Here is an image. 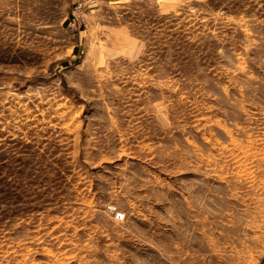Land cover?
Here are the masks:
<instances>
[{
	"label": "rangeland",
	"instance_id": "1",
	"mask_svg": "<svg viewBox=\"0 0 264 264\" xmlns=\"http://www.w3.org/2000/svg\"><path fill=\"white\" fill-rule=\"evenodd\" d=\"M0 264H264V0H0Z\"/></svg>",
	"mask_w": 264,
	"mask_h": 264
},
{
	"label": "built area",
	"instance_id": "2",
	"mask_svg": "<svg viewBox=\"0 0 264 264\" xmlns=\"http://www.w3.org/2000/svg\"><path fill=\"white\" fill-rule=\"evenodd\" d=\"M115 218H116L117 220H121V219H122V215L117 213V214L115 215Z\"/></svg>",
	"mask_w": 264,
	"mask_h": 264
}]
</instances>
